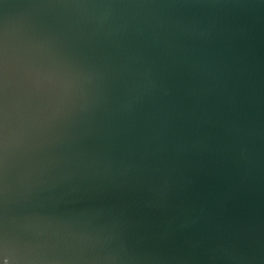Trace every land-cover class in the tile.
Here are the masks:
<instances>
[{"label":"water","instance_id":"1","mask_svg":"<svg viewBox=\"0 0 264 264\" xmlns=\"http://www.w3.org/2000/svg\"><path fill=\"white\" fill-rule=\"evenodd\" d=\"M0 264H264V0H0Z\"/></svg>","mask_w":264,"mask_h":264},{"label":"snow or ice","instance_id":"2","mask_svg":"<svg viewBox=\"0 0 264 264\" xmlns=\"http://www.w3.org/2000/svg\"><path fill=\"white\" fill-rule=\"evenodd\" d=\"M5 92V62L2 47H0V162H2L3 140H2V113L3 97Z\"/></svg>","mask_w":264,"mask_h":264}]
</instances>
